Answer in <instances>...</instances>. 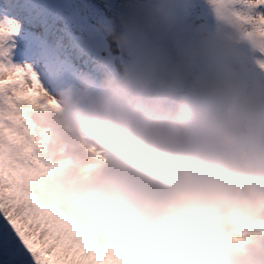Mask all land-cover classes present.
<instances>
[{"label":"clouds","instance_id":"9594fccd","mask_svg":"<svg viewBox=\"0 0 264 264\" xmlns=\"http://www.w3.org/2000/svg\"><path fill=\"white\" fill-rule=\"evenodd\" d=\"M208 2L264 55V16L252 15L264 4ZM169 15V0H155L136 9L131 28L154 31ZM160 71L135 57L120 80L48 94L55 106L28 114L50 165L31 195L81 234L98 264H264V87L194 86L174 113L142 111L134 94ZM168 74L172 91L187 65Z\"/></svg>","mask_w":264,"mask_h":264},{"label":"rangeland","instance_id":"374dc122","mask_svg":"<svg viewBox=\"0 0 264 264\" xmlns=\"http://www.w3.org/2000/svg\"><path fill=\"white\" fill-rule=\"evenodd\" d=\"M43 1L49 3V9L40 4ZM43 1L40 0V6H37L35 17L49 34L47 38H41L39 31L36 34L33 31L37 48L34 54L25 52L16 36L18 32L29 31L28 28L18 23L17 18L9 17L6 7L0 3V22H11L16 28L7 41L3 60L12 67L31 69L42 88L53 97L81 84L99 88L105 81L120 80L135 57L150 58L161 69L155 80L134 94V103L145 112L168 110L174 113L180 98L194 86L209 93L223 89L251 93L264 87L260 80L264 74L255 63L264 61V55L219 18L208 0H169V18L154 31L139 26L133 31L131 23L137 8L155 0ZM100 5H104L105 10ZM252 15H264V6L253 8ZM118 22L126 31H122ZM122 35H125L124 42ZM49 36L56 42L55 48L48 42ZM66 43L72 52L64 50L83 65L78 67L83 68V72L85 69L90 72L93 63L101 64L98 76L82 75L75 65L70 66L66 57L55 55L56 48ZM19 55L28 60H17ZM177 62L187 65V75L179 88L168 91V70ZM41 74L51 91L42 82V76L39 78ZM3 257L6 260L5 254Z\"/></svg>","mask_w":264,"mask_h":264},{"label":"snow or ice","instance_id":"6c2138e0","mask_svg":"<svg viewBox=\"0 0 264 264\" xmlns=\"http://www.w3.org/2000/svg\"><path fill=\"white\" fill-rule=\"evenodd\" d=\"M15 32L11 22H0V43ZM55 103L31 69L0 59V250L6 264H98L81 234L29 191L50 165L38 155L42 142L32 135L28 114Z\"/></svg>","mask_w":264,"mask_h":264},{"label":"trees","instance_id":"16d2710c","mask_svg":"<svg viewBox=\"0 0 264 264\" xmlns=\"http://www.w3.org/2000/svg\"><path fill=\"white\" fill-rule=\"evenodd\" d=\"M30 14V13H29ZM3 255H4V253H0V264H6V260H3Z\"/></svg>","mask_w":264,"mask_h":264}]
</instances>
